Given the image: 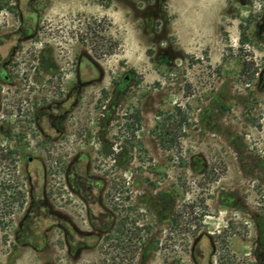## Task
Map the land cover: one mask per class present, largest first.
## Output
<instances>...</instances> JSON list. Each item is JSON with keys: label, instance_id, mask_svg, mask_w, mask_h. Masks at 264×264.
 <instances>
[{"label": "rangeland", "instance_id": "374dc122", "mask_svg": "<svg viewBox=\"0 0 264 264\" xmlns=\"http://www.w3.org/2000/svg\"><path fill=\"white\" fill-rule=\"evenodd\" d=\"M213 2L217 23L194 36L165 11L191 0L35 11L75 33L73 156L107 212L101 239L66 264H264V14Z\"/></svg>", "mask_w": 264, "mask_h": 264}, {"label": "flooded vegetation", "instance_id": "af4514ba", "mask_svg": "<svg viewBox=\"0 0 264 264\" xmlns=\"http://www.w3.org/2000/svg\"><path fill=\"white\" fill-rule=\"evenodd\" d=\"M25 1L0 0V264H66L106 232L103 186L73 156L75 33Z\"/></svg>", "mask_w": 264, "mask_h": 264}, {"label": "clouds", "instance_id": "9594fccd", "mask_svg": "<svg viewBox=\"0 0 264 264\" xmlns=\"http://www.w3.org/2000/svg\"><path fill=\"white\" fill-rule=\"evenodd\" d=\"M186 8L183 16L182 9ZM166 14L179 20L189 36L196 35L197 32H211L217 23L220 8L213 0H191V6L187 3L180 5L178 8H166ZM253 13L264 14V4L254 0L252 5Z\"/></svg>", "mask_w": 264, "mask_h": 264}]
</instances>
